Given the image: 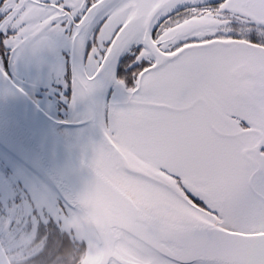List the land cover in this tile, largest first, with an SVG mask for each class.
<instances>
[{"label": "snow or ice", "instance_id": "snow-or-ice-1", "mask_svg": "<svg viewBox=\"0 0 264 264\" xmlns=\"http://www.w3.org/2000/svg\"><path fill=\"white\" fill-rule=\"evenodd\" d=\"M2 9L0 45L14 58L50 52L62 73L61 50L70 52L73 104L108 87L119 96L89 110L101 139L87 190L111 214L95 219L85 191L60 206L37 189L76 244L57 264H264V0ZM19 260L0 248V264Z\"/></svg>", "mask_w": 264, "mask_h": 264}, {"label": "water", "instance_id": "water-1", "mask_svg": "<svg viewBox=\"0 0 264 264\" xmlns=\"http://www.w3.org/2000/svg\"><path fill=\"white\" fill-rule=\"evenodd\" d=\"M70 69L72 80V62ZM0 72H3L1 68ZM17 87L20 88L10 78L0 77V150L23 168L28 176L57 195L62 205L66 202L65 195L85 191L83 195L87 209L95 219L103 221L113 211L112 207L103 199L93 197L87 190L94 177L90 167L93 159L92 145L101 139L98 123L89 119V110L93 100H105L109 87L102 94L73 104L74 89L71 81L69 117L66 122L59 123L44 113L27 93L18 92ZM76 118L79 123L72 122ZM63 127L86 128L89 137L86 152L69 144L58 133Z\"/></svg>", "mask_w": 264, "mask_h": 264}, {"label": "flooded vegetation", "instance_id": "flooded-vegetation-1", "mask_svg": "<svg viewBox=\"0 0 264 264\" xmlns=\"http://www.w3.org/2000/svg\"><path fill=\"white\" fill-rule=\"evenodd\" d=\"M3 3L4 0H0V18L7 14L2 9ZM7 35H12L11 29L7 31ZM4 37L5 33L0 31V40ZM46 53L48 55L43 62L46 76L40 80H34L40 61H33L34 56L30 53L14 58L8 48L0 45V66L47 115L58 123L66 122L72 102L70 52L61 50L60 55L63 62H66L62 73L56 70V65L61 61H58L55 54ZM42 54L45 52L40 55ZM14 70L20 71L23 77L19 79ZM27 74L32 77V82L24 78ZM41 80L50 83L52 88L44 86L45 82ZM104 99L111 103L114 99L119 100V96L113 87H109ZM28 182L31 181L22 178L19 167L0 150V224L4 223L6 226L3 228L0 225V230L3 229L0 231V243L4 250L20 256L18 264H57L60 258L58 250L74 248L76 244L73 237L61 229L57 221L43 218L38 208L37 194ZM22 239L23 243H20ZM42 250L43 255L40 254Z\"/></svg>", "mask_w": 264, "mask_h": 264}, {"label": "rangeland", "instance_id": "rangeland-1", "mask_svg": "<svg viewBox=\"0 0 264 264\" xmlns=\"http://www.w3.org/2000/svg\"><path fill=\"white\" fill-rule=\"evenodd\" d=\"M49 53H50V52H49ZM46 55H48V54L45 52V54H42V55H39V56H34V57L32 58L33 61H35V60L40 61V67H37V71H38V72H37V74H35V78H34V80H36V79L40 80V79H42V78H44V77L46 76V70L43 69V62H45V58L47 57ZM14 72H15L16 76H17L19 79H20L21 77H23L20 71H15V70H14ZM47 74H48V72H47ZM24 78H25L27 81L32 82V77H31L30 75L27 74V75L24 76ZM14 79L16 80V78H14ZM41 81L45 82L44 80H41ZM44 86H46V87L48 86V87L52 88L51 85H50V83H48L47 81L44 83ZM49 108H50V105H49ZM49 110H50V109H49ZM16 166H17V165H16ZM17 167H19V166H17ZM19 172H20V175H21L22 178L28 179L29 181L32 182V183H31V182H30V183L28 182V183H29V185L31 186V188H33V190L36 192V194H37V189H38V188H39L41 191H47V192H50L49 189H48L47 187H44L41 183H39L38 180H35V179H33L32 177L28 176V174L26 173V171H25L23 168L19 167ZM13 189L15 190V192L17 191L15 188H13ZM51 193H53V192L51 191ZM37 198H38V200H39L38 208L40 209L43 218L54 219L55 221H57L56 218H55V216L49 212V210H48V208L46 207V205H44V204L41 202V199H40L38 196H37ZM58 203L60 204V206H63L59 201H58ZM7 211H9V210L7 209ZM10 214H11V212H10ZM44 221H46V220L44 219ZM58 224H59V223H58ZM0 225H1L3 228L6 227L4 223H2V224H0ZM59 226H60L61 229H63L62 226H61L60 224H59ZM1 230H3V229H1ZM1 230H0V231H1ZM63 230H64V229H63ZM64 231H66V230H64ZM25 238H26V236H25ZM19 242H20V243H23V239L20 240ZM6 251H8V250H6ZM28 256H30V255H28ZM28 256H27V257H28Z\"/></svg>", "mask_w": 264, "mask_h": 264}, {"label": "bare ground", "instance_id": "bare-ground-1", "mask_svg": "<svg viewBox=\"0 0 264 264\" xmlns=\"http://www.w3.org/2000/svg\"><path fill=\"white\" fill-rule=\"evenodd\" d=\"M78 121H79L78 118L72 119V122L79 123ZM58 133H60L69 144H73L81 152L87 151L89 137L85 127H80V128L63 127L59 129Z\"/></svg>", "mask_w": 264, "mask_h": 264}]
</instances>
